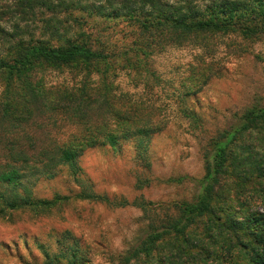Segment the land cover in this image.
I'll return each instance as SVG.
<instances>
[{"label": "trees", "instance_id": "trees-1", "mask_svg": "<svg viewBox=\"0 0 264 264\" xmlns=\"http://www.w3.org/2000/svg\"><path fill=\"white\" fill-rule=\"evenodd\" d=\"M96 1L14 0L12 6L0 7V184L53 178L63 166L76 175L86 150L103 145L116 150L131 140L137 160L149 167V139L173 117L161 107L130 99L127 92L116 93L113 80L108 81L114 70L131 68L140 75L144 69L149 76V56L167 45L199 46L210 57L217 33L264 39V0ZM75 9L86 13L74 15ZM46 10L51 15L41 17V33L34 36L29 21ZM62 12L64 18L59 17ZM93 13L105 18L122 15L137 28L138 39L122 52L107 49L104 39L82 28ZM5 15L16 18L11 29L1 23ZM20 21L27 22L23 26ZM207 57L200 56L203 70L195 90L215 75ZM65 67L84 74L78 80L73 76L72 82L45 81L44 70ZM92 72L98 80L91 77ZM151 109L158 113L151 117ZM203 151L198 192L191 200L177 203L174 216L148 224L144 237L119 257V264L131 260L135 264H195L198 259L201 264L216 259L264 264V105L244 110L228 128L209 138ZM6 188L11 193L0 191L2 201L12 208L25 204L19 193ZM90 189L83 197L98 200L93 185ZM233 189L244 192L241 206L255 202L261 210L251 208L240 218L241 208L233 210L229 202ZM205 216L209 218L198 226ZM63 252L52 256L50 264L86 260L74 249Z\"/></svg>", "mask_w": 264, "mask_h": 264}, {"label": "rangeland", "instance_id": "rangeland-1", "mask_svg": "<svg viewBox=\"0 0 264 264\" xmlns=\"http://www.w3.org/2000/svg\"><path fill=\"white\" fill-rule=\"evenodd\" d=\"M13 1L0 0V7L12 6ZM99 1L106 4L105 0ZM43 13L29 21L34 36L41 33V17L51 15L47 10ZM83 13L86 12L73 11L74 15ZM65 15L62 12L59 17ZM2 18L3 26L11 29L16 18L8 15ZM86 20L83 30L104 39L107 49L122 52L139 37L137 28L122 15L105 18L93 13ZM26 22L20 24L24 26ZM69 23L77 27L70 18ZM44 37H49L48 33ZM212 42L215 52L210 57L199 46L167 45L160 51L155 48L149 56L147 67L151 75L144 69L139 75L134 69L117 67L108 78L113 80L116 93L127 92L130 99L161 107L173 117L163 131L149 139V167L139 163L135 142L131 140L116 150L108 145L86 150L79 159L80 170L76 175L63 166L53 178L0 184L3 194L11 193L8 186L25 202L12 208L0 199V264H50L52 256L70 249L85 255L86 260L78 264H119V257L144 237L148 224L174 216L177 203L194 197L204 173L202 155L209 138L228 128L250 106L264 105V39L217 33ZM200 56L211 60L210 69L215 75L195 90L194 86H200L195 82L203 70ZM83 74L68 67L44 70L45 81L49 82H72L73 76L78 80ZM91 77L98 80L95 72ZM191 90L195 92L188 93ZM157 113L151 109L150 116ZM91 185L99 193L98 200L83 197L90 194ZM243 197L242 189L230 191L229 202L233 210L241 208L240 218L251 208L261 210L255 202L241 206ZM125 201L145 203L146 209L118 206ZM207 218L197 225L201 227ZM192 230L190 227L188 231ZM227 262V259L208 260V264ZM195 264H201L199 259Z\"/></svg>", "mask_w": 264, "mask_h": 264}]
</instances>
